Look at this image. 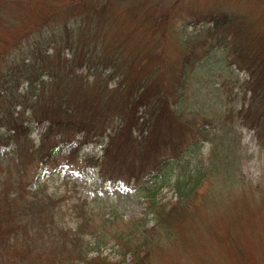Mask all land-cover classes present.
I'll use <instances>...</instances> for the list:
<instances>
[{
  "label": "trees",
  "instance_id": "trees-1",
  "mask_svg": "<svg viewBox=\"0 0 264 264\" xmlns=\"http://www.w3.org/2000/svg\"><path fill=\"white\" fill-rule=\"evenodd\" d=\"M195 1L0 0V132L5 131L0 134V264H118L102 254L106 245L129 256L130 264H144L159 233L179 240L178 225L181 230L185 226L188 237L195 233L205 256L216 255L206 237L211 229L214 238L227 241L240 264H252L261 254L264 262V249L247 246L253 235L252 241L261 238L264 243V0H216L203 7ZM114 5H120L116 8L121 14V7L140 13L130 20L131 27L124 32L120 28L108 42L93 21L110 18ZM173 19H180L178 31L184 34L175 39L178 52L169 44L159 56V40L169 37ZM135 28L140 41H131ZM164 40L167 44L168 38ZM197 42L205 47L201 58L193 48ZM60 46L72 57L49 60L48 49ZM73 61L88 69L95 77L91 83L98 85L94 92L88 86L89 96L86 93L74 107L79 120L67 122L69 98L78 99L85 91L84 84L79 89L71 78L87 79L74 72L76 64L71 65L74 73L66 70ZM44 75L56 81L52 92ZM107 80L113 81L111 89ZM226 97L240 98L237 110V103L224 108ZM108 102L114 110L105 109ZM26 109L31 115L22 123L18 114ZM116 119L127 134H112L110 125ZM237 119L257 138L262 172L254 185L240 178L244 150L230 144L239 141ZM42 122L43 142L63 124L73 132L57 144L75 139L81 130L92 132L87 140L106 142L110 147L97 163L103 180L130 182L145 172V181L132 184L145 198L143 215L116 220L113 214H103L95 222L101 212L86 201L48 191L47 180L36 176L33 165L61 146L51 145L47 151L26 134V147L19 150L16 143L22 137L14 134L31 133L34 123ZM103 122L105 131L98 134ZM190 136L197 139L190 141ZM146 167L152 169L146 173ZM31 181L35 186L28 188ZM164 189L171 192L167 199L159 196ZM232 210L250 211L257 223H250L247 214V221L237 213L230 217ZM41 212L44 219L33 221ZM235 229H250L252 234L243 237ZM56 237L54 247L49 240ZM56 250L64 255H53Z\"/></svg>",
  "mask_w": 264,
  "mask_h": 264
},
{
  "label": "rangeland",
  "instance_id": "rangeland-1",
  "mask_svg": "<svg viewBox=\"0 0 264 264\" xmlns=\"http://www.w3.org/2000/svg\"><path fill=\"white\" fill-rule=\"evenodd\" d=\"M215 1L216 0H196L195 2H197L199 5L203 7L206 5H210L214 3ZM218 1H221V0H218ZM237 2L239 4V1ZM119 6L120 5H114L115 8L113 10H110L109 15H108L110 16V18L108 19L97 18L93 21L95 22L93 25L99 27L100 33L102 34V36L106 38L108 42L116 38L118 34V30L120 28H121V31L124 32L126 31V27H131V25L129 24L131 23L130 20L135 15L140 13V11L135 12V13H129L128 9L125 11L124 8L121 7L122 8L121 10H123L121 14L120 9L116 8ZM253 19L254 17H252V21ZM106 20L108 22H104ZM135 23L137 26H139V22L137 19H135ZM181 25L182 23H180V19H173V22L170 25L169 37L167 36L165 38H161V39L159 38L160 39L159 40L160 46L158 49L159 56H161L162 53H165V51H168L169 44L173 46L171 50L174 54L178 52L177 49L179 45H178V42L175 41V39H179L181 35H184L183 33H180V31H178ZM201 27H202V23H198L197 28L201 29ZM136 30H137V34L133 35V38L131 39V41H137L138 39L140 41V36H139L140 31H138V28H135V31ZM167 38H168V41H167ZM162 39L163 40L165 39L164 42L166 43L167 41V44H162L163 43ZM155 41L157 40L155 39L154 42ZM198 44L199 42L194 44L193 48H194V51H196L199 57L201 58L205 54L204 52L205 47L200 46ZM197 48L199 49V51ZM47 52L48 54L50 53L49 60L53 62H55L58 58L63 60L64 58L68 59L72 57L71 51L68 48H65V46H60L57 49L49 48ZM154 57H156V54L154 55ZM72 64L74 65L76 63L73 61L71 62V64L67 65L66 70H68L69 72H71V69H73L71 66ZM76 65H77V68L75 69L74 72L78 73V75L80 76H87V79L82 78V77H80V79H78L77 77L71 78L74 80L76 78L75 83H76V86L77 84L79 85L77 86L79 87V89H81L80 84L81 85L84 84L85 87L82 89H85V91L84 93L79 92L80 95L82 96L78 99L69 98V101L67 103L69 105H66V107L68 109L72 108V111H70L71 113L70 116L66 115L67 122H69L70 119L74 120V118L75 120H79L77 116L75 115L74 107L77 106V104L85 98L84 95L86 93L89 96L91 89L88 88V86L91 85L92 91L94 92V87L98 85L97 82H95L94 84L91 83V81H95V77L89 76V74L87 73L88 69L83 68V66L81 67L80 65H78V63ZM173 69L174 71H176L177 68L173 66ZM74 72H71V73H74ZM176 74H177V71L175 72V75ZM100 76L103 77L101 73H100ZM44 77L46 78L48 82V84L46 85L47 91L52 92V90L54 89L53 87L56 84V81L54 79H51V77L48 78L46 75H44ZM108 82H107V88L111 89L112 86H114V84L112 83L113 81L109 80ZM66 84L68 86V91H69L70 83L66 82ZM77 87L74 91L73 97L79 91ZM225 89H226V86H225ZM232 100H234L233 103H230L229 101H232ZM226 101L227 103L224 105V108H230L232 104L234 105L237 103L235 110H237L241 102L239 97L236 99H230V97L227 99L226 97ZM101 103H102V99H99L98 105L100 106ZM44 104H47V103L44 102ZM17 107L19 109V106ZM105 109L108 111H112L115 108L111 102H108V103H105ZM122 111L124 112V114L127 113V109L125 107H122ZM29 112L30 111L26 109L23 114L21 113L18 114L19 116L18 118L19 120L22 121V123L25 121H28V118L31 115L29 114ZM83 112L84 110H81L80 114H82ZM62 117H65V115H62ZM239 121H240L239 119L236 120L237 131L240 133L239 141L237 142V144H233V143H230V144L235 145L236 147L239 146L241 149L244 150V159H243V162H241L240 169H239L243 177H240V178H243L245 181L251 182L254 185L260 177V172H262L261 171L262 162L260 161L258 157V151L255 149L257 147V138L255 137V132L253 130L249 129L247 126H244ZM44 125H45V122L38 123V124L34 123V128L31 133L30 132L25 133V131L14 133V134H21V137H22L16 143V147L19 150L26 147L24 146V141H25L24 139L26 138H23V136L28 134L29 139L31 140L34 139V145L39 146L42 144V146L46 147V150L48 151L51 145L57 144L56 140L63 139L66 141L67 138L71 135L70 133L73 132L72 130L73 127H69L68 124L59 125L55 128L56 130L55 129L51 130V134H54V136H49L48 140L47 141L44 140L43 142L40 140L41 138L40 134H42ZM117 125L119 127V130H117L116 128ZM110 126L112 128L111 132H113L112 134L114 135L127 134L124 131V129H121V124L118 122L117 119ZM104 131H105V122L101 123L100 131L98 130V134H102ZM4 132L5 131L3 130L2 132H0V134H5ZM9 132L11 131H8L6 135H8ZM137 132L138 131H136V133ZM90 134H92L90 130L86 132L84 130H81L79 133L75 135V139H72L71 141L64 142V143L60 142L59 144H57V148H59V146L61 147L56 152V154H52V156H49V157L46 156L43 158L39 156V161H36L34 163L32 171L33 172L35 171L37 173L36 176L38 178L42 180L44 179L47 180L48 191L53 190L56 193H66L64 195L65 197H68L69 199L74 198L75 200H79V201H86L85 203L87 206H92V208L96 211L99 210L101 212V216L99 218L94 219L93 221L95 222L96 221L98 222L99 219L103 217V214L108 215L110 217H111L110 214H113L116 220L117 218L119 219L121 217L122 219H129V218H134V217L143 215L142 213L144 211L145 198L142 197L141 194L137 193L135 186L132 184H134V182H138L139 180H141V178H142L141 181H145L146 180L144 176L145 172L141 173L138 178L133 179L134 181L131 180L130 182H123L121 180L111 182L109 179L107 180L101 179V177L98 175L99 172L97 171V169H98L99 164L97 163L100 162L99 159H102V160L104 159L103 158L104 151H107L110 146L105 145L106 142H103L102 140L98 141V138L92 137L93 139L87 140L86 137L89 136ZM189 139L190 141H192V140H196L197 137L190 136ZM189 139L187 138L184 141L183 145H181L180 147L184 148ZM78 140H80L81 142L84 140L85 142H82V144H80L79 142H77ZM1 147L3 146L0 145V148ZM116 148H118V146ZM204 149H206L205 146H204ZM105 165L106 166L104 167L106 168L108 164L105 163ZM151 169L152 168L150 167H146L145 168L146 173L149 172ZM34 186H35L34 181H31L28 183V188H33ZM170 193L171 192H168L166 189H164L163 191H159V196L160 197L162 196L164 197V199H167L168 197H170ZM237 211L238 210H232L230 217L235 216V213H237L236 216L243 215V219L247 221V217H244L247 214L249 218L251 219L250 223H252L253 225L257 223L256 221H254L252 217H250V213H249L250 211H245L240 214ZM51 214L53 215L52 212ZM55 214H58V212L55 211ZM44 216H45V213L41 212V214L37 216L36 218H34L33 221L44 219ZM211 216L212 215L209 214V217ZM259 217H260V214H259ZM148 218H151V216H149ZM257 219H258V215H257ZM196 221L197 220L192 218L193 223H196ZM149 222L151 224L153 220L149 219ZM27 223L28 225L31 223V218ZM118 223L120 224L121 221ZM211 226H214V224L210 225V227ZM178 227H179L178 233L180 234L179 240L174 239L175 241H171L167 239L164 236V234L158 232L159 234L157 235V239L159 242H156V244H153L151 246V249L147 251V256L144 260V264H240L237 258L235 257V253L228 250L229 247L227 245V241H224L223 238L221 240V237H218V236L214 238V236L212 235L211 229H209V233L206 237L207 239L211 238L210 242L213 243L214 250L213 248L209 250L213 251V253L215 251L216 255L215 256H211V255L205 256L204 251L200 245L199 239L194 237L195 233H192V235L188 237L187 233L184 230L185 226H183V230H181L180 225H178ZM207 227L209 226L207 225ZM235 230L240 232L243 237L245 236L249 238L252 234L251 233L252 230L250 229L248 230L235 229ZM29 232H30V229H28L27 234H29ZM242 236L239 235V237H242ZM252 238H254V235L251 236V239ZM251 239L248 240L247 242L248 247L251 246L252 249L255 251L256 250L259 251L260 249L262 251L264 249V243L261 238L260 239L258 238L255 241H252ZM219 240H221L223 243L218 244L217 242ZM49 241L51 243H54V247H55V244H58L59 242V238L56 237L55 239H53V241L52 240H49ZM112 242L113 241H110V244H112ZM106 246L102 247V254L105 255L107 259L117 262L118 264H130L131 260L129 256L123 257L117 251H115V248L106 247ZM59 251H61L62 254L64 255V252L62 250L54 251L53 255ZM61 252H59L58 254L60 255ZM42 257H43V260H45L44 258L47 256L42 253ZM253 258L254 259H252V264H264L263 259H262V254L258 255L257 259L255 257ZM30 263L32 264V261ZM244 264H249V262H244Z\"/></svg>",
  "mask_w": 264,
  "mask_h": 264
}]
</instances>
